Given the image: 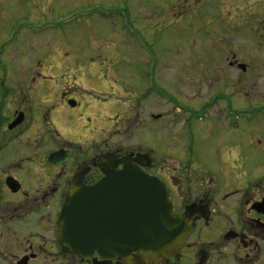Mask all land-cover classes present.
I'll list each match as a JSON object with an SVG mask.
<instances>
[{"label": "flooded vegetation", "instance_id": "1", "mask_svg": "<svg viewBox=\"0 0 264 264\" xmlns=\"http://www.w3.org/2000/svg\"><path fill=\"white\" fill-rule=\"evenodd\" d=\"M14 3L0 0V264H264V41L257 38L264 36V22L256 26L257 37L244 41L251 44L242 47L251 48L250 53L237 46L242 56H224L227 45L217 42L219 55L195 57L173 94L148 86L144 98L155 95L171 104L165 117L151 114L155 123L163 122L162 139L180 141L184 134L191 140L185 147L174 143L162 154L169 159L155 161L150 150L114 146L116 131L109 123L119 114H93L74 129L75 141H67L50 114L31 110L34 97L40 103L47 99L33 93L29 74L19 72L20 20ZM222 3L242 16L264 10V0H246L241 9L238 0ZM162 10V16L174 17L179 10L184 17L204 9L201 1L170 0ZM194 71L198 78L189 77ZM188 78L189 89L184 87ZM66 99L69 106H79ZM41 124L39 139L33 129ZM193 139L202 144L197 154L202 149L215 160L210 167L194 168ZM86 143L91 153L83 157ZM57 153L61 161L51 163ZM258 154L260 163L255 162ZM105 155L128 159L165 185L174 214L187 225L180 249L149 260L140 250L81 255L63 248L59 214L73 180L79 177L81 188L94 187L104 178L99 160ZM183 157L189 162L183 163ZM122 169L120 164L115 170Z\"/></svg>", "mask_w": 264, "mask_h": 264}, {"label": "rangeland", "instance_id": "2", "mask_svg": "<svg viewBox=\"0 0 264 264\" xmlns=\"http://www.w3.org/2000/svg\"><path fill=\"white\" fill-rule=\"evenodd\" d=\"M195 1H201L204 10L184 17L178 10L174 17H167L161 14L170 0H15L20 20L19 72L29 74L33 93H42L47 99L40 103L34 97L31 110L50 114L53 126L67 141H75L74 129L93 114H119V120L109 123L116 131L117 148L136 150L138 146L142 151L150 150L156 161L158 157L169 159L170 155L162 154L174 143L181 141L183 147L189 146L191 140L184 134L180 141L162 139L163 122L155 123L151 114L165 117L171 104L154 94L148 99L143 94L149 85L173 94L175 82L181 83V76L186 75L185 69L195 57L219 55L215 54L217 42L227 45L224 56H242L237 46L249 45L244 41L257 37L256 26L264 22V10L255 16H242L229 13L222 0ZM245 3L238 0V9ZM257 38L264 41L262 35ZM196 72L189 77L198 78L193 74ZM189 85L188 78L184 87L192 88ZM64 95L66 101L74 99L79 106L64 103ZM43 128L41 124L33 129L34 136L41 139ZM45 129L49 136L51 129ZM192 143L196 153L193 162L198 164L194 168L210 167L215 160L205 157L202 149L197 154L202 146L199 140ZM82 147L81 155L87 157L90 144ZM181 160L189 162L188 157ZM261 161L263 157L258 154L255 162Z\"/></svg>", "mask_w": 264, "mask_h": 264}, {"label": "water", "instance_id": "3", "mask_svg": "<svg viewBox=\"0 0 264 264\" xmlns=\"http://www.w3.org/2000/svg\"><path fill=\"white\" fill-rule=\"evenodd\" d=\"M60 156L52 155L50 162H60ZM99 164L104 174L99 183L81 188L75 177L66 196L59 214L63 248L81 255L140 250L149 260L180 249L187 225L174 214L165 185L128 159L105 155ZM120 164L122 171H116Z\"/></svg>", "mask_w": 264, "mask_h": 264}]
</instances>
